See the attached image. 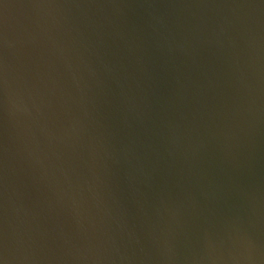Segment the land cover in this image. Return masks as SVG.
Listing matches in <instances>:
<instances>
[{"label":"water","instance_id":"obj_1","mask_svg":"<svg viewBox=\"0 0 264 264\" xmlns=\"http://www.w3.org/2000/svg\"><path fill=\"white\" fill-rule=\"evenodd\" d=\"M0 264H264V0H0Z\"/></svg>","mask_w":264,"mask_h":264}]
</instances>
